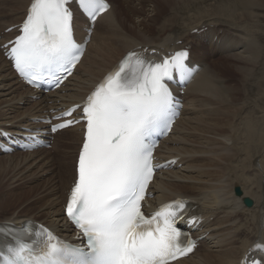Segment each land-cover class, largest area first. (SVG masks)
<instances>
[{
    "label": "bare ground",
    "instance_id": "obj_1",
    "mask_svg": "<svg viewBox=\"0 0 264 264\" xmlns=\"http://www.w3.org/2000/svg\"><path fill=\"white\" fill-rule=\"evenodd\" d=\"M108 1L110 10L96 20L81 62L59 92L41 96L25 88L0 51V130L18 134L21 127L30 125L34 117H42L50 107H66L81 100L95 81L133 47L142 45L147 46V51L165 52L181 48L178 40L185 44L194 40L189 59L200 64L202 70L184 93L185 105L172 134L157 151L162 160L177 156L179 161L172 170L156 177L151 189L157 202L178 195L195 199L199 203L198 212L204 217L201 232H206L207 238L200 241V247L191 256L172 264H238L254 241L264 242V113H250L251 116L242 117L241 129L238 125L233 128L243 105L242 91L248 77L254 79L256 92L264 96V72L250 75L264 55V46L258 44L261 38L256 32L241 39L240 24L230 21L228 16L236 20L240 14L239 20L254 24L260 20L257 10H264V0H213L211 18L198 17L201 8L196 6L197 1L207 0H140V4H132L136 17L127 27L134 35L133 40L112 20L118 12L117 0ZM219 1H229V7ZM28 2L0 0V45L13 37L14 31L4 30L20 21ZM190 8L193 12L188 14ZM168 13L171 15L160 22L163 35L151 34L149 28L159 25L160 16ZM194 13L200 20L191 25L195 22ZM74 22L81 34L82 17L77 12ZM213 54L225 56L218 57L208 69V59ZM218 79L223 83L215 85ZM183 123L185 126L181 128ZM234 130L241 132L238 135ZM62 133L65 136L55 139L48 152L42 148L19 156L14 153L0 156L1 181L6 179L8 186L30 181L32 184L20 185L22 193L7 201L4 199L7 194H0V224L18 227L28 220L39 221L62 236H73L63 217L62 205L74 178L70 160L82 133L77 126ZM239 184L243 192L238 197L233 187ZM245 196L254 199L252 207L242 204ZM11 199L19 204L11 205Z\"/></svg>",
    "mask_w": 264,
    "mask_h": 264
},
{
    "label": "rangeland",
    "instance_id": "obj_2",
    "mask_svg": "<svg viewBox=\"0 0 264 264\" xmlns=\"http://www.w3.org/2000/svg\"><path fill=\"white\" fill-rule=\"evenodd\" d=\"M119 1V2H118ZM140 0H132L130 3L129 2H126L124 0H117V10L118 12L112 17V20H116V23L115 24H118L123 31H125L126 35L130 36L131 39L133 40L134 39V35L132 33V31L130 29H128V25H129V21L132 20V21H135V15H134V12H133V5L135 4H140L139 3ZM199 2H203L199 5ZM228 2L229 1H219L220 4H223L225 3L226 6L225 7H229L228 5ZM215 1L213 0H207V1H197L196 3V6L198 8H201V9H198V12H199V15L197 13H194V17H192V20L195 19V22L194 24L192 23L191 25H195V23L197 21H199L200 19L198 17L200 16H203L205 18H211V17H214V15H212V11H209L210 10V4H214ZM133 4V5H132ZM204 4H208L207 6H205ZM130 5V6H129ZM120 7V8H119ZM209 7V9H208ZM130 8V9H129ZM121 11H120V10ZM125 9V10H124ZM127 10V11H126ZM208 11V12H207ZM125 12V13H124ZM193 12V9L190 8V11L188 14H191ZM255 12V11H254ZM124 13V14H123ZM127 14V15H126ZM130 14V15H129ZM132 14V15H131ZM171 15V13H168L166 15H163L162 17L160 16V18L158 19V23L159 25L155 26V27H150L149 30L151 31V34H154V35H163V31L162 30H159L160 28V22H163L165 19L168 18L167 15ZM182 15V17L184 18L186 15L185 13L182 11L180 13ZM257 14L260 15L259 16V21L256 22V23H252V22H247V20L245 19H241L239 20V18L241 17L240 14H237L238 16V19H232L230 16H228L229 20L230 21H233V22H238V24H240V27H241V30L243 32V34L240 33V37H250V36H253L254 35V32H256L257 36H259L261 39L258 41V44L259 45H262L264 46V10H257ZM195 15H198L197 18H195ZM133 18V19H132ZM127 19V20H126ZM191 20H188L187 22H190ZM247 22V23H246ZM245 23V24H243ZM250 24V25H249ZM244 25V26H243ZM136 28H139V26H136ZM167 29L170 28L169 24L167 25L166 27ZM148 30V31H149ZM261 32V33H260ZM247 35V36H246ZM262 35V36H261ZM131 40V41H132ZM225 55H217V56H214V57H210L208 59V69H209V66H211L215 60H217L218 57H224ZM263 57V58H262ZM261 57V59L258 61V63L254 66V68L252 69L251 74H255L256 76L258 75V73H260L261 71L264 72V55ZM258 72V73H257ZM225 74V73H224ZM263 81V80H262ZM223 82L218 79L216 80L215 82V85H220L222 84ZM248 84V85H247ZM250 86V87H249ZM256 85L254 84V79L248 77L247 81L245 82L244 84V89L242 91V94H243V100L241 101V103L243 104L242 105V108L240 109L239 113H238V116L237 118L234 120V123H233V128H235V126L238 125V127L241 129V119L242 117H247V116H251L252 113L254 115H261L262 113H264V96H261L259 95L257 92H256ZM247 91L248 94L245 92ZM251 91V92H250ZM248 96V98H247ZM255 100V101H254ZM244 102V103H243ZM247 104V105H246ZM250 104V105H249ZM28 106V105H27ZM256 106V107H255ZM255 108V109H254ZM251 109V110H249ZM253 109V110H252ZM251 111V112H247V111ZM261 112H260V111ZM263 110V111H262ZM254 111V112H253ZM256 111V112H255ZM241 112V113H240ZM251 113V115H250ZM258 113V114H257ZM244 114H247V115H244ZM240 121V122H239ZM235 124V125H234ZM237 127V128H238ZM237 132V130H234V132ZM239 133L241 132V130H238ZM237 135V136H238ZM63 136H65L64 134H60L59 136L56 137V139H61ZM69 155H70V152L68 150V153L66 154L67 158H69ZM15 156H19L18 154H15ZM234 161V160H233ZM1 163L3 164V161H1ZM70 165L73 166V161L71 162L70 161ZM7 178V177H6ZM45 177H43L42 179H44ZM0 181H1V178H0ZM44 181V180H42ZM4 182V183H3ZM40 182V181H39ZM0 194H3V195H6V201L9 200L10 198H13L15 197L17 194H21L22 193V187H26V186H29L31 184V181L30 182H26V183H20L18 186L15 185L14 183L10 186H8V182L5 180L2 179L1 183H0ZM26 184V185H25ZM7 185V187H6ZM22 187H21V186ZM24 185V186H23ZM32 186V184H31ZM9 187V188H8ZM8 188V189H7ZM4 189V190H3ZM14 190V191H13ZM187 191V190H185ZM9 194V195H8ZM13 195V196H12ZM11 196V197H10ZM2 198V196L0 195V199ZM12 202H11V205H17L19 204L17 202L16 199H11ZM24 200V199H23ZM22 201V200H20ZM19 201V202H20ZM2 205H6V203H3ZM246 218V217H245ZM245 218H243V220H245ZM246 221L249 223L251 222V219L250 218H247Z\"/></svg>",
    "mask_w": 264,
    "mask_h": 264
},
{
    "label": "water",
    "instance_id": "obj_3",
    "mask_svg": "<svg viewBox=\"0 0 264 264\" xmlns=\"http://www.w3.org/2000/svg\"><path fill=\"white\" fill-rule=\"evenodd\" d=\"M238 192V191H237ZM248 206V205H247Z\"/></svg>",
    "mask_w": 264,
    "mask_h": 264
}]
</instances>
